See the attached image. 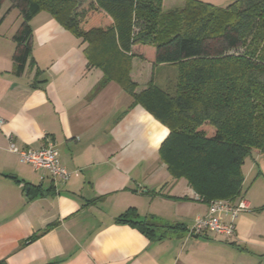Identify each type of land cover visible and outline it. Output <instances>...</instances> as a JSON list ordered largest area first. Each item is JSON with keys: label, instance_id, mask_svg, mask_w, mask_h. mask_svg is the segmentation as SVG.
<instances>
[{"label": "crops", "instance_id": "obj_1", "mask_svg": "<svg viewBox=\"0 0 264 264\" xmlns=\"http://www.w3.org/2000/svg\"><path fill=\"white\" fill-rule=\"evenodd\" d=\"M198 1L226 8L237 0ZM21 23L7 2L0 9V264H264L262 215L242 214L231 239L189 236L208 206L185 180L173 182L162 161L169 129L117 80L105 83L87 43L50 14L31 21L33 62L17 74L13 37ZM171 73L174 84L175 66L135 56L129 76L139 94L151 81L164 89ZM11 139L18 149L53 143L61 165L79 176L54 182L9 152ZM131 209L159 227L153 239L118 221Z\"/></svg>", "mask_w": 264, "mask_h": 264}, {"label": "trees", "instance_id": "obj_2", "mask_svg": "<svg viewBox=\"0 0 264 264\" xmlns=\"http://www.w3.org/2000/svg\"><path fill=\"white\" fill-rule=\"evenodd\" d=\"M8 1L22 18L13 37L17 74L33 62L31 21L50 14L87 43L86 56L105 72V83L117 80L169 129L160 156L173 182L185 180L207 206L243 201L245 159L264 153V0L226 8L184 0L171 13L163 12L164 0H0V9ZM135 56L175 66L174 86L151 81L136 94L129 76ZM118 221L151 239L159 230L134 209Z\"/></svg>", "mask_w": 264, "mask_h": 264}, {"label": "built area", "instance_id": "obj_3", "mask_svg": "<svg viewBox=\"0 0 264 264\" xmlns=\"http://www.w3.org/2000/svg\"><path fill=\"white\" fill-rule=\"evenodd\" d=\"M8 150L17 154L22 163L33 166L37 171L48 172L54 182L66 183L73 176H79V172H69L61 165L59 153L53 143L39 150L18 149L11 139ZM195 199L198 200V197L195 196ZM250 210L251 208L244 201L237 205L224 201L212 203L208 206L207 214L195 220L188 234L193 237H202L212 233L231 239L236 236V224L240 215Z\"/></svg>", "mask_w": 264, "mask_h": 264}, {"label": "rangeland", "instance_id": "obj_4", "mask_svg": "<svg viewBox=\"0 0 264 264\" xmlns=\"http://www.w3.org/2000/svg\"><path fill=\"white\" fill-rule=\"evenodd\" d=\"M179 2H180L179 0L163 1V12L164 13H171V12L180 11L184 7V4L179 3ZM13 20H14V17H11L9 22L13 23ZM21 20H22V18H21ZM136 31H138V30H136ZM160 72L161 71H158V74H157L158 80L160 77L159 76ZM172 74L173 73L166 76L167 77L166 78L167 84L165 85V88H164L166 90H169L174 86V84L172 82L174 79L173 78L174 76L172 77ZM163 87H164V85H163ZM243 170H244V175H245V182H244V186H243L244 197L247 200H250L252 202V206H253V208L250 210V212H246V214L247 213H250V214L255 213L256 215L258 214L260 216L261 215L264 216V211L262 213L258 212V210L261 207L257 208V209L255 208L256 205H263L264 206V153L254 152L251 155H249L245 159V164H244ZM244 213H242V214H244ZM259 218H262L261 224H264V217H259Z\"/></svg>", "mask_w": 264, "mask_h": 264}]
</instances>
